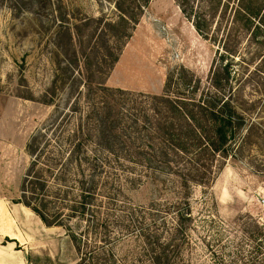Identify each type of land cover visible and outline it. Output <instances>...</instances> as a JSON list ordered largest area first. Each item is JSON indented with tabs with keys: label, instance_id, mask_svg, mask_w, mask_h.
Segmentation results:
<instances>
[{
	"label": "rangeland",
	"instance_id": "1",
	"mask_svg": "<svg viewBox=\"0 0 264 264\" xmlns=\"http://www.w3.org/2000/svg\"><path fill=\"white\" fill-rule=\"evenodd\" d=\"M114 2L61 0L58 8L55 0H38L33 6L28 0H0V198L6 195L16 203L20 197L32 159L27 144L34 136L42 140L45 132L50 137L53 128L51 143L62 148L72 144L69 136L81 137L83 147L104 161L112 156L95 146V123L88 119L92 108L110 102L113 118L121 113L140 118L146 102L164 94L170 75L175 79L184 69L203 88L209 71L229 63L227 86L246 121L237 157L228 158L210 184L188 183L189 188L178 176L186 172L179 167L185 161L144 166L121 160L128 173L116 168L110 178L115 197L122 201L116 206L122 213L106 217L111 243L104 246L99 241L102 230L89 232L81 220L73 219L70 226L81 234V243L88 242L87 250L96 244L123 264H142L150 252L143 254L138 226L154 225L156 234L164 236L177 211L185 208L190 215L178 233L181 244L172 264H264V232L255 240L248 238L264 224V35L251 34L253 28L246 31L240 20H233L239 0H222L210 10L206 38L175 0H149L140 12L134 10V25L108 27L118 16ZM69 32L79 38L74 54ZM104 87L127 95L113 96ZM121 214L132 219V234L120 236L119 224L127 222ZM48 227H54V237H48L54 238L55 257L47 261L78 263L80 254L70 234L61 226ZM45 236L40 232L39 237Z\"/></svg>",
	"mask_w": 264,
	"mask_h": 264
},
{
	"label": "trees",
	"instance_id": "2",
	"mask_svg": "<svg viewBox=\"0 0 264 264\" xmlns=\"http://www.w3.org/2000/svg\"><path fill=\"white\" fill-rule=\"evenodd\" d=\"M175 1L196 32L206 38L210 10L219 8L222 0ZM55 2L59 8L61 0ZM148 2L149 0H115L117 19L106 26L124 30L126 25H134L137 20L134 10L140 12ZM34 3H38V0H28L29 6ZM236 7L233 20H240L246 31L253 28L251 34L264 35V0L259 4L258 0H239ZM76 28L78 26L74 24V29ZM67 34L68 44L73 47L74 54L79 38L74 40L70 32ZM181 72L175 79L171 75L167 77L164 94L153 96L151 102H146L145 109H142L145 114H141L140 118L132 120L129 115L122 113L121 117L113 118L112 108L108 106L110 102L90 110L92 114H88V119L91 118L95 123V146L101 147L112 158L101 161L94 150L88 151L83 147L81 137L76 139L69 136L67 141L71 145L66 148L56 147L51 143L55 142L53 128L50 137H45L43 131L42 140L34 136L27 144L32 159L24 175L20 197L15 202L30 208L46 226H61L70 234L75 251L80 254L76 264H90L94 260L96 264L99 261L98 264L124 263L115 260L114 255L106 253V250H101L103 246L97 248L95 244L92 246L94 249L87 250L90 247L88 242L81 243V234L74 232L70 226L73 219L81 220L86 226H90L89 232L102 230L100 235L103 238L99 241L104 246L111 243L108 238L111 234L110 226L106 217H111L116 211L122 213V208L116 207L122 201L115 197V188L111 185L110 178L116 168L128 173L124 171L126 167L122 161L144 166L156 162L168 165L171 162L177 163V160L185 161L186 164L179 167H183L186 172L178 176L183 186L189 188L188 183L210 184L226 160L237 157V144L246 121L236 111L231 98L233 90L227 86L230 77L229 63L218 64L209 71L207 86L203 88L199 87L198 80H192L191 73L184 69ZM103 90L121 98L127 95L119 88L114 90L104 87ZM44 103L50 104L51 100ZM128 128L132 131L128 132ZM43 132L39 134L42 136ZM135 155H138V160ZM102 199L107 200L103 202ZM102 209L105 210L104 214ZM189 215L190 212L185 208L178 210L175 215L177 220L165 230L164 236L156 234L157 227L154 225L147 224V229L138 226L137 233L144 239L143 254H151L145 257L147 263L142 264L173 263L171 258L178 254L181 244L178 233L182 230L183 220L188 219ZM121 216L127 222H118L119 232L122 233L120 236L132 234V219L124 214ZM116 223L117 220L114 225ZM256 228L253 233H248L249 239L255 240L264 232V224ZM137 263L141 264L139 260Z\"/></svg>",
	"mask_w": 264,
	"mask_h": 264
},
{
	"label": "crops",
	"instance_id": "3",
	"mask_svg": "<svg viewBox=\"0 0 264 264\" xmlns=\"http://www.w3.org/2000/svg\"><path fill=\"white\" fill-rule=\"evenodd\" d=\"M53 229L45 226L28 207L3 195L0 198V264H51L48 261L55 257ZM40 232L46 236L39 237Z\"/></svg>",
	"mask_w": 264,
	"mask_h": 264
}]
</instances>
